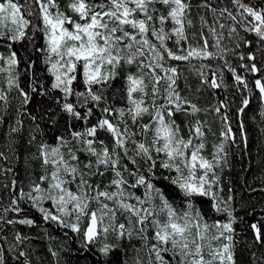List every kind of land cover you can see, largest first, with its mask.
I'll return each mask as SVG.
<instances>
[{
    "label": "snow or ice",
    "instance_id": "snow-or-ice-1",
    "mask_svg": "<svg viewBox=\"0 0 264 264\" xmlns=\"http://www.w3.org/2000/svg\"><path fill=\"white\" fill-rule=\"evenodd\" d=\"M0 40L9 50L0 53V123L19 100L8 127V149H14L27 116L34 125L31 158L41 169L27 191L12 181L15 194L0 208V224L39 227L35 218L22 215L27 212L22 205H28L45 225L64 230L65 237L76 234L80 253L94 264H238L234 224L239 217L233 189L225 197L221 182L228 142L235 143L228 97L201 107L195 93L227 91L226 69L241 96L236 114L244 113L253 87L229 57L250 61L238 65L246 72H261L257 55L240 50L257 43L264 56V0H226L223 7L211 0H68L65 10L60 0H0ZM21 42L36 56L23 69L28 88L21 86V60L13 50ZM212 60L223 61V68L205 63ZM36 61L45 66L49 82L38 78ZM181 64L198 79L194 91ZM253 83L264 103V75ZM33 93H59L53 99L67 120L52 143L38 122L48 113L38 117L27 110ZM201 112L219 115L222 122L210 152L212 128L200 119ZM7 159L0 151V160ZM12 171L0 166V175ZM205 205L206 211L199 207ZM10 212L15 219L8 218ZM250 227L255 244L264 247L261 222ZM45 237L54 239L47 231ZM30 239L18 230L11 242L0 235V264H7L4 245L12 259L33 264ZM124 242L134 254L119 260ZM64 250L49 247L55 264H61Z\"/></svg>",
    "mask_w": 264,
    "mask_h": 264
},
{
    "label": "trees",
    "instance_id": "trees-1",
    "mask_svg": "<svg viewBox=\"0 0 264 264\" xmlns=\"http://www.w3.org/2000/svg\"><path fill=\"white\" fill-rule=\"evenodd\" d=\"M68 0H60L61 9H66ZM194 3H198L199 0H193ZM257 0H252V3H256ZM214 6L223 7L226 0H211ZM198 11L194 9V13ZM211 19V14L202 12ZM197 26L199 22L197 21ZM250 40L256 41L254 35L249 36ZM211 42V41H210ZM228 41L226 40L225 43ZM6 40H0V53L8 54L9 50L6 46ZM30 46L26 42L17 43L14 45L13 50L18 53V57L21 60L19 71L21 75V86L28 88L29 76L23 73V69L26 67V60L31 58L36 59V56L29 50ZM215 51V49H211ZM240 51L255 53L257 55V64L261 68V72L252 74L246 72L244 69L238 67L240 63H251L250 61H239L238 57L230 56L229 59L233 67L237 69L238 73L245 75L249 81L250 86L253 87V92L250 95V103L245 109L244 113L237 116L236 109L240 105L241 96L232 87L233 79L231 73L224 69L225 83L229 86L227 91L224 90H211L202 88L200 92L195 93L197 102L201 107H211L217 105L221 100L228 97L229 111L228 115L231 117V127L233 128L235 143L231 140L228 142L226 148L228 152V163L221 172V182L224 188L225 197L228 195V189L232 188V195L234 196L233 207L236 209V215L239 217L234 224L236 229V237L239 240V245L236 249V257L238 264H264V247L256 245L254 242V234L250 227L252 223L258 221L261 222L262 231H264V103L259 98V92L254 88V80L259 76L264 75V56H261V47L259 44L254 43L251 48L241 49ZM175 63V62H174ZM205 63H211L213 67L219 66L223 68V61L212 60L205 61ZM185 69L184 76L187 77V83L192 86V90L198 86L197 77L187 70V66L180 65ZM44 65L39 61H36V74L38 78L47 83L46 74L43 72ZM123 77V73H122ZM117 89L119 88V83ZM3 83V78L0 77V85ZM181 87L184 88V94H189V88L186 86L184 79L181 80ZM30 91V89H29ZM59 96V93H53L50 96H40L35 93L32 94V99L27 105V110L33 115L40 116L47 112L48 117H51L55 123L53 124L48 117L44 120H39L43 132L41 135L48 140L49 143L54 142V138L59 131H62L65 126L67 117L60 113L59 105L55 103L53 97ZM116 104L120 105L121 101L117 96ZM19 107V100L13 101V107L10 110V115L7 117L5 123H0V151H4L8 156L7 160H0V166L4 168H12V172L0 175V208L7 207L10 204L12 196L15 194L12 191L11 183L16 180L17 189L23 188L28 190L30 183L33 180H37L41 169L39 161L31 158V153L35 152V146L28 143L29 134L34 127L32 121L25 116L24 130L21 134H18L14 144L15 147L12 151H9L8 144L9 139L7 137L8 127L16 117L15 109ZM200 119L205 120L212 128V133L208 135L209 148L211 151V145L219 142V133L221 131L222 122L219 115L212 112H201L199 114ZM94 123L93 121H91ZM79 124V122H77ZM243 124V135H241V127ZM101 138L105 139L107 143H110V138L106 133H101ZM246 141V142H245ZM162 179V178H161ZM167 183V181H163ZM5 185H8L6 188ZM180 199H175L177 207L180 206ZM27 209L26 213L22 215H30L35 218L39 227L28 228L24 226H8L0 224V235H7L11 242V237L14 231L18 230L24 235L29 236L31 239L28 241L32 251L33 264H55L53 257L49 252V247H64L67 250L61 252V264H94L93 258L88 256L87 259L80 253L79 240L76 238V234L69 232L68 236H64V230L56 228L55 225H45L38 212L31 209L28 205H22ZM202 207L205 211V206ZM211 217L216 220H225L223 215H217L210 213ZM8 218H16L15 213H8ZM45 231L52 237L53 240L49 241L45 237ZM113 239V237H109ZM119 243V242H117ZM133 241L132 244H135ZM5 247V254L7 256V264H20V261L12 259L7 254V245ZM134 254V249L128 242L120 247V251L116 254L119 260H123Z\"/></svg>",
    "mask_w": 264,
    "mask_h": 264
}]
</instances>
